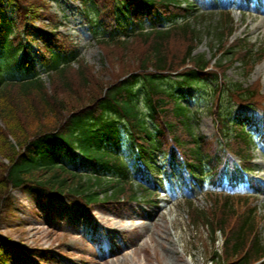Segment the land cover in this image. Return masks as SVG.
I'll list each match as a JSON object with an SVG mask.
<instances>
[{
    "label": "trees",
    "instance_id": "obj_1",
    "mask_svg": "<svg viewBox=\"0 0 264 264\" xmlns=\"http://www.w3.org/2000/svg\"><path fill=\"white\" fill-rule=\"evenodd\" d=\"M5 1L13 4L11 18ZM75 1L82 4L83 19L107 66L121 63L113 74L105 70L110 80L103 79L104 73L99 79L94 67L78 58L69 37L58 31L50 0H0V226L4 214L13 215L12 192L17 190L74 201L86 214L95 205L116 208L146 199L142 177L159 170V155L171 174L176 167L199 181L207 170L213 181L227 176L234 185L250 170L245 126L222 116L221 102L211 112L217 124L211 139L192 135L190 111L181 102L207 81L214 84L218 101L225 60L252 71L257 61L252 47L240 40L226 44L234 32L227 14L211 28V41L219 45L212 63L193 55L203 34L197 22L206 18L193 16L191 6L182 8L180 0ZM39 17L48 24L33 29L31 22ZM158 24L165 26L158 29ZM33 34L44 41L40 62L46 79L27 46ZM224 93L260 110L264 133V96L257 86L233 84ZM127 147L134 166L126 158ZM132 171L141 176L138 181L132 180ZM191 217L226 236L222 254L211 256L214 262L255 264L264 258L250 207L222 200ZM15 258L25 264H59L49 249H25L0 234V264Z\"/></svg>",
    "mask_w": 264,
    "mask_h": 264
},
{
    "label": "rangeland",
    "instance_id": "obj_2",
    "mask_svg": "<svg viewBox=\"0 0 264 264\" xmlns=\"http://www.w3.org/2000/svg\"><path fill=\"white\" fill-rule=\"evenodd\" d=\"M182 1L193 6L198 14L206 16L204 23L199 24L203 31L202 43L194 52V56L203 55L206 60L213 58L218 45L211 41L212 35L208 34L206 29L208 26H214L219 17L226 16L221 14L223 11L231 12V16H227L236 26V32L229 39L233 41L244 38L254 45V52L258 53V58L264 56V22H261L264 15L260 11L264 10V0ZM4 10L8 17H13V5L5 1ZM49 12L59 17L62 23L59 32L69 37L76 47L78 58L94 67L93 71L99 79V74L102 73L104 80L111 79L110 75L105 73L107 68L111 74L122 69L121 63L116 62L107 66L103 60L98 47L90 38L80 3L74 0H50ZM40 19L32 20L33 29L48 24L43 18ZM159 27L162 28V24ZM27 44L32 61L41 77L46 79L40 64L44 41L33 34L32 41H28ZM77 67L74 66L75 69ZM244 72L242 67L235 63L227 70L223 82L227 85L241 84L244 88L257 86L264 94V59L256 64L251 74L246 75ZM210 90L211 85L208 83L205 87L190 91L191 101L184 99L193 113L190 125L196 137H210L216 128L214 118L210 114L213 102ZM221 97L218 103L222 100L220 104L222 114L230 113V116L237 120L248 116L257 118V113L229 102L223 94ZM216 110H219V106ZM127 149L128 147L125 151L129 158ZM253 158L256 170L248 178L253 182L239 187L237 191L252 192L255 196L252 200L255 201L254 205L261 219L259 228L264 244V147L259 143H255ZM130 161L133 164V161ZM84 169L88 170L86 166ZM135 176L133 179L137 180ZM158 177L166 180L165 184L155 191L152 187L149 190L153 191L151 196H155L160 202L159 205L153 206L152 203L146 204L141 201L126 203V208L118 210L97 205L87 216L81 215L80 207L68 200L44 198L29 190L13 192V215L7 217L4 214L0 234L9 237L25 249L48 248L58 258L60 264H212L210 250L213 244L207 230L199 225H189L183 204L185 202L183 197L188 196L186 199H191L196 207L204 208L207 205L205 193L210 188L208 185L199 187L191 177H188L190 186L183 190L177 187L176 176H164L162 173ZM221 189L224 193L230 190L227 186ZM93 230L100 238L99 242H92ZM220 247L219 236L215 248L221 252ZM9 264L25 263L21 258H15Z\"/></svg>",
    "mask_w": 264,
    "mask_h": 264
},
{
    "label": "bare ground",
    "instance_id": "obj_3",
    "mask_svg": "<svg viewBox=\"0 0 264 264\" xmlns=\"http://www.w3.org/2000/svg\"><path fill=\"white\" fill-rule=\"evenodd\" d=\"M264 14V13H263ZM261 22H264V20H261ZM156 221V219H154V222Z\"/></svg>",
    "mask_w": 264,
    "mask_h": 264
}]
</instances>
